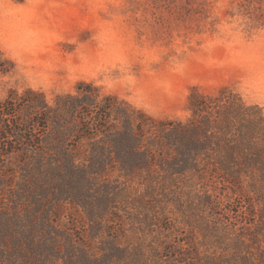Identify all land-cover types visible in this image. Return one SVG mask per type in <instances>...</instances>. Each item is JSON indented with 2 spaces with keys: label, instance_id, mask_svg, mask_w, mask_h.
<instances>
[{
  "label": "trees",
  "instance_id": "1",
  "mask_svg": "<svg viewBox=\"0 0 264 264\" xmlns=\"http://www.w3.org/2000/svg\"><path fill=\"white\" fill-rule=\"evenodd\" d=\"M0 70L9 71L1 60ZM77 89L53 106L34 90L0 102V164L22 153L28 174L19 178L0 169V264H264V207L250 205L264 200V107L229 87L214 96L194 90L185 121L159 120L115 96L100 99L91 84ZM23 106L39 115L38 128L20 129ZM50 123L53 132L42 134V125ZM70 136L76 145L66 144ZM17 143L34 151V158ZM114 170L129 188L110 196L111 190L95 187ZM116 195L138 209L132 233H156L151 240L122 244L129 235L125 227H113L121 202ZM221 198L248 200L243 212L225 203L245 218L222 225L218 217L200 215L215 206L212 215L225 218ZM168 200L190 227L188 242H166L160 234L163 227L174 231ZM57 203L83 209L89 236L76 240L54 211Z\"/></svg>",
  "mask_w": 264,
  "mask_h": 264
},
{
  "label": "rangeland",
  "instance_id": "2",
  "mask_svg": "<svg viewBox=\"0 0 264 264\" xmlns=\"http://www.w3.org/2000/svg\"><path fill=\"white\" fill-rule=\"evenodd\" d=\"M0 58L9 69L0 70V102L34 90L53 106L58 97L78 94L79 84L85 83L98 91L100 99L115 96L159 120L185 121L194 90L214 96L229 87L247 103L264 107V0H0ZM38 117L29 106L20 107V129L38 128ZM47 126L52 127L43 124L42 134L53 132ZM74 139L70 136L66 144L76 145ZM16 147L32 159L36 155L23 143ZM21 159L26 161L22 153L2 158L1 171H15L19 178L28 175ZM118 177L114 170L95 188L111 190L110 196L125 193L129 186ZM116 196L122 203L115 205L120 208H114L119 218L113 227L116 231L125 227L129 235L122 244L151 240L156 233L147 237L132 233L138 209ZM219 201L225 218L212 215L215 206L200 215L218 217L225 225L240 215L230 213L225 203L241 212L249 205L240 198ZM168 202L174 231L163 227L160 234H165L166 242H188L190 227L181 223L184 215ZM250 205L260 210L264 200ZM55 207L76 240L89 236L91 223L82 208L61 203ZM197 236L202 238L199 232Z\"/></svg>",
  "mask_w": 264,
  "mask_h": 264
}]
</instances>
